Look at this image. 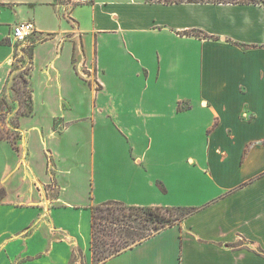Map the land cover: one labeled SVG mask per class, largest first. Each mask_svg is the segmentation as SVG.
Instances as JSON below:
<instances>
[{
	"label": "crops",
	"instance_id": "obj_1",
	"mask_svg": "<svg viewBox=\"0 0 264 264\" xmlns=\"http://www.w3.org/2000/svg\"><path fill=\"white\" fill-rule=\"evenodd\" d=\"M72 2L0 0V100L12 29H35L33 110L0 140V264H91L107 202L196 212L102 264H264V7Z\"/></svg>",
	"mask_w": 264,
	"mask_h": 264
},
{
	"label": "trees",
	"instance_id": "obj_2",
	"mask_svg": "<svg viewBox=\"0 0 264 264\" xmlns=\"http://www.w3.org/2000/svg\"><path fill=\"white\" fill-rule=\"evenodd\" d=\"M150 2H159L164 4H182V3H214V4H261L264 7V0H149ZM195 35H200L195 33ZM18 47V46H17ZM21 51L24 57L19 58L16 48L14 53V62L10 75L16 70L22 69L23 79L27 86V91L22 90L23 95L18 102L23 104L24 108L14 115L12 122L14 129L18 126V118L28 116L32 113V95L29 88L28 78L30 76L32 62V45H28ZM19 58V59H18ZM27 63L29 67H22L20 64ZM17 79H14V84ZM18 93L20 88L17 89ZM11 111L4 98L0 100V118H4ZM17 133V132H16ZM19 134L17 133V139ZM10 139L8 136H0V140ZM15 148V143H14ZM90 220V241L89 250L91 252V264H102L110 258L117 256L121 252L132 249L150 238L160 230L180 225V223L196 212V208L191 207H140L127 206L120 202H107L99 206L91 207Z\"/></svg>",
	"mask_w": 264,
	"mask_h": 264
},
{
	"label": "rangeland",
	"instance_id": "obj_3",
	"mask_svg": "<svg viewBox=\"0 0 264 264\" xmlns=\"http://www.w3.org/2000/svg\"><path fill=\"white\" fill-rule=\"evenodd\" d=\"M58 3L61 4L64 7V10H68L71 8L73 2L72 0H58ZM22 44L18 45V50L26 49L25 47L21 46ZM20 57H24V53H19ZM19 59V58H18ZM22 67H29L27 63L20 64ZM14 79H17V83L14 84ZM23 79H26V77L22 74V69L16 70L10 77L9 83L6 87L7 96H9V101H6L8 103V106L11 108L12 114L15 112H18L24 108L23 104L18 102L20 97L23 95L22 90L27 91V86L24 84ZM20 88V92L18 93L17 89ZM21 105V108L19 109V106ZM6 119V118H5ZM4 118H0V136H8L9 138H16V131L13 130V117H7V120ZM83 257V258H82ZM81 263L86 264L84 261V256H81ZM92 261V260H91Z\"/></svg>",
	"mask_w": 264,
	"mask_h": 264
},
{
	"label": "built area",
	"instance_id": "obj_4",
	"mask_svg": "<svg viewBox=\"0 0 264 264\" xmlns=\"http://www.w3.org/2000/svg\"><path fill=\"white\" fill-rule=\"evenodd\" d=\"M69 19V18H68ZM13 39L17 44H29V39L35 34V29L32 23H21L15 25L12 29ZM86 65H83L82 72H84Z\"/></svg>",
	"mask_w": 264,
	"mask_h": 264
}]
</instances>
